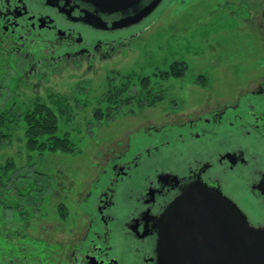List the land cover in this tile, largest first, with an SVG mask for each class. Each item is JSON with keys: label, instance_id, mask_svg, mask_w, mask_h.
<instances>
[{"label": "rangeland", "instance_id": "374dc122", "mask_svg": "<svg viewBox=\"0 0 264 264\" xmlns=\"http://www.w3.org/2000/svg\"><path fill=\"white\" fill-rule=\"evenodd\" d=\"M259 2L162 0L118 53L92 69H42L46 77L30 74L29 59L0 41V110L59 105L57 133L75 146L73 154L29 152L23 117L13 123L0 146V264H72L70 251L89 228L85 195L105 181L104 164L134 150L145 131L157 139L259 88Z\"/></svg>", "mask_w": 264, "mask_h": 264}, {"label": "flooded vegetation", "instance_id": "af4514ba", "mask_svg": "<svg viewBox=\"0 0 264 264\" xmlns=\"http://www.w3.org/2000/svg\"><path fill=\"white\" fill-rule=\"evenodd\" d=\"M259 3L264 19V0ZM134 11L108 13L87 0H0V41L28 58L38 77L48 76L42 69L71 64L92 69L140 33L132 31L147 16L114 25ZM235 101L228 111L184 121L157 139L145 131L134 150L104 164L105 181L86 192L89 228L70 262L157 264L159 218L189 185L218 189L251 225H264V80Z\"/></svg>", "mask_w": 264, "mask_h": 264}, {"label": "water", "instance_id": "95a60500", "mask_svg": "<svg viewBox=\"0 0 264 264\" xmlns=\"http://www.w3.org/2000/svg\"><path fill=\"white\" fill-rule=\"evenodd\" d=\"M104 12L135 11L114 25L136 24L162 0H87ZM157 264H264V225L253 226L218 189L189 185L159 218Z\"/></svg>", "mask_w": 264, "mask_h": 264}, {"label": "trees", "instance_id": "16d2710c", "mask_svg": "<svg viewBox=\"0 0 264 264\" xmlns=\"http://www.w3.org/2000/svg\"><path fill=\"white\" fill-rule=\"evenodd\" d=\"M59 105L49 106L38 102L32 107H6L0 110V146L8 143L13 135V123L23 117L25 123L24 146L29 152L62 151L74 153L75 146L68 135H59L56 111ZM6 169L12 168V162L3 165ZM2 176H0V188H3ZM9 182H13L11 176ZM33 187L31 181L28 182ZM18 188V185H16ZM1 196V193H0ZM3 195L1 196V198ZM0 198V199H1Z\"/></svg>", "mask_w": 264, "mask_h": 264}]
</instances>
